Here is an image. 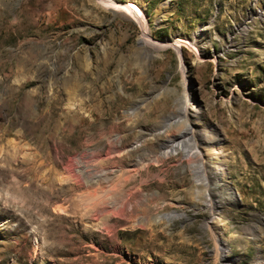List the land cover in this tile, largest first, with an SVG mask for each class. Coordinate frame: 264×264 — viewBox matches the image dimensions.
Listing matches in <instances>:
<instances>
[{
	"label": "rangeland",
	"instance_id": "obj_1",
	"mask_svg": "<svg viewBox=\"0 0 264 264\" xmlns=\"http://www.w3.org/2000/svg\"><path fill=\"white\" fill-rule=\"evenodd\" d=\"M186 91L199 118L188 125L227 152L219 159L236 201L220 215L193 173L213 170L208 161L186 143L162 155ZM88 153L107 167L147 158L127 187L147 179L148 195L126 220L98 212L100 185L88 187L74 162ZM143 216L152 224L140 227ZM259 255L264 0H0V264H254Z\"/></svg>",
	"mask_w": 264,
	"mask_h": 264
},
{
	"label": "bare ground",
	"instance_id": "obj_2",
	"mask_svg": "<svg viewBox=\"0 0 264 264\" xmlns=\"http://www.w3.org/2000/svg\"><path fill=\"white\" fill-rule=\"evenodd\" d=\"M130 8L123 7L122 10H125V9L126 10H132L133 9V8L132 9H130ZM136 12L137 11H135L134 13L136 15L137 21L143 28V32L141 34V39L146 40V37H147L146 29H147V27L145 28V25L143 24V19H142L141 15L138 12L137 13ZM199 33L200 32H196V34H199ZM173 44L177 45V49H179L180 44H178L176 41ZM168 93H169V90H168ZM176 97L177 98L175 100V105H174L175 106V112L173 114L177 119L175 121H173L172 124L178 130H176L177 133L172 135L170 137V139L162 141V145H164V146H161L162 155L170 154L171 150H172V152L173 151L175 152L176 148L177 149L181 148L182 143L183 144L186 143L185 147L187 149H184L183 150L184 152H186L187 154H191V156H195V158L197 159L195 161H202L205 159L208 161L209 167H212L213 170H211V168H210V170L207 172V170H204L203 167L201 166L199 168L197 167L196 169L194 168L193 173H194V175L198 181L202 178L203 182H205L206 187H208L209 190H211V194L213 196H210L209 200L206 203L208 204L209 208H211L210 210H212V212L216 211L220 215L221 214L220 212L225 207L224 206L225 204L235 203V201H236L234 188L225 179L226 178L225 177V174H226L225 164L223 161H221L219 159L221 154L224 158L227 157V152L225 154H223V151L225 152V149L222 150V148L218 142L219 138L210 134L212 132L207 131L209 133L208 135H206V134L205 135H202V134L198 135L197 130L191 128L192 126L188 125L189 123L197 124V122H199V121H197L199 119L198 117H195L193 114H188L187 108L184 105L185 101L190 100V98H192V97L194 98V96L189 95L186 91V92H184L183 95L176 96ZM198 110L199 109L196 108V109H194V112H197ZM192 112H193V110H192ZM194 119L196 121H194V123H193ZM168 122H169V120H168ZM147 134L142 133L140 135V137L146 138ZM159 139H161V137ZM138 142H139V138H138ZM117 143H115L111 147V149H113V153H119L120 152V148L117 145ZM216 145L219 146L218 149H216L214 147ZM15 147H16L15 148L16 150H19V146H15ZM168 147H171L172 149H168ZM129 150L130 149L128 148L125 151L124 150H121V151L129 153L130 152ZM17 152L18 151H15L14 154L16 155ZM108 155H111V154H108ZM146 159L147 158L136 159L133 162L129 163V165L127 167L120 166L121 164L120 165L116 164L114 166L107 167L106 163H101L102 165H100V164L96 165L97 162L95 163L96 160L94 161L93 154L88 153L86 155L84 154L83 156L82 155H80V156L77 155V157L75 156L74 162L77 163L78 165H81V167L79 166L80 168H82V170L80 172H81L82 178L86 179L85 182H87L88 187H90L92 189L94 183H97L100 185V192H99L100 195L96 194V196H98V197L100 196L99 197L100 200L98 202V209H97L98 212L104 213L105 211H109L108 213L111 212V214H114L119 218L125 219L126 217L128 218L129 216H131L135 212V210H137V206L139 204H141L140 202L142 200H144V198H146V196L148 195V194L144 193L143 188H142V186H143L142 184L147 183V179H142L141 183H135L134 185L127 187L129 182L133 183L137 179V173L139 170L138 167L145 166V168L148 169V167H149L148 163L147 162L144 163V161ZM148 159H149V157H148ZM207 161H206L205 165H207ZM70 165H72V164H70ZM70 167L71 166H68V169ZM72 168L73 167H71V169ZM72 172H73L72 170H68V173H72ZM77 179H78V177H77ZM80 179H81V177H80ZM96 192H97V190H96ZM207 193H209V191H207ZM95 197H94V199H95ZM151 197H152V195H151ZM143 206H145V205H143ZM98 212H95V213L98 214ZM97 214H96V218H97ZM90 217H94V216L91 215ZM119 222H120V220H119ZM138 222H139L138 225L140 227H144L147 224L149 225L150 224L149 222H151V221H150V217L148 219V218H145L143 216L140 219V221H138ZM154 222H155V220H154ZM120 223H122V222H120ZM254 238H257V237L255 236ZM217 242L218 243L216 244V254H217V257L220 258V257H222V254L220 253V251L222 249L221 247H225V245L221 244L220 239H218ZM254 264H264V256L263 257L261 255L257 256V258H255V260H254Z\"/></svg>",
	"mask_w": 264,
	"mask_h": 264
}]
</instances>
